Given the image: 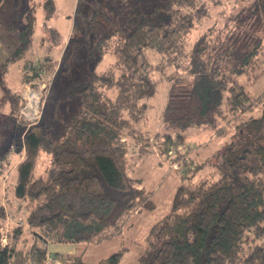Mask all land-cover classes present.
Masks as SVG:
<instances>
[{"label":"trees","instance_id":"obj_1","mask_svg":"<svg viewBox=\"0 0 264 264\" xmlns=\"http://www.w3.org/2000/svg\"><path fill=\"white\" fill-rule=\"evenodd\" d=\"M108 4L94 10V27L100 31L106 19L114 24L95 38L92 51L99 58L109 51L118 74L93 72L72 84L67 95L76 97L78 106L63 121L46 122L41 115L26 123L22 156L7 185L11 201L23 203L24 225L11 228L7 243L0 241V264H44L45 242H98L120 233L135 209L154 208L141 178L128 172V137L133 143L151 137L158 153L167 156L175 146H186L185 134L149 135L133 125L145 113L144 99L155 93L151 70L157 66L163 72L175 61L182 39L206 7L200 0ZM33 12H23L19 44L8 59L22 57L32 45ZM233 19L230 29L203 32L195 40L180 66L184 72L171 77L162 110L170 127L202 125L218 138L233 133L217 151L214 174L198 175L208 157L197 161L189 156L190 147L176 154L180 182L169 210L149 227L137 264H264V89L255 94L239 80L243 75L253 82L264 69V0ZM148 50L167 61L153 63ZM50 65L26 60L21 69V88L38 80L48 83L42 105L53 77ZM104 84L115 87L113 98L101 92ZM21 88L5 95L18 119ZM144 144L138 148L149 150ZM43 153L51 155L54 168L37 175ZM3 207L0 194V224ZM51 255L61 264H87L81 253ZM120 255L117 250L95 264H115Z\"/></svg>","mask_w":264,"mask_h":264},{"label":"rangeland","instance_id":"obj_2","mask_svg":"<svg viewBox=\"0 0 264 264\" xmlns=\"http://www.w3.org/2000/svg\"><path fill=\"white\" fill-rule=\"evenodd\" d=\"M108 1H0V78L4 84V86L0 85V194L4 206L2 215L4 221L0 224V234L1 229L9 234L12 227L23 226L25 217L23 203L18 207L13 199L11 201L12 196L7 191V185L16 174V170L11 169V166L23 151L22 133L26 122L10 113V102L5 99V95L20 89V76L24 61L30 60L34 63L53 61L55 64L51 63L48 70L49 73L53 72V77L44 97V105H42L44 107L43 111L41 109L40 116L42 115L41 120L46 122H60L78 106L76 97L67 95V89L72 84L93 72H107L111 74L110 77L115 78L118 70L113 67V55L107 51L99 58L97 50L92 51L95 38L109 32L110 27L114 24V20L109 23L106 19L109 24L105 23L100 31L94 27L96 24L93 21L94 10L99 7L106 8L109 5ZM254 1L200 0L206 7V14L195 21V26L182 39L179 53L175 54V61L165 67L163 72L159 71L157 66L151 70L156 81L155 93L144 99L145 113L140 120L134 123V128L143 130L149 135L166 132L173 135L182 133L186 136V146H175L168 156L158 153L154 139L152 140L151 137L145 140V142H149L148 144L140 141L139 138H137L138 143H133L131 138H127L128 172L134 177L141 178L140 186L151 192L152 200L155 203L154 208L135 209L124 220L121 232L110 238L91 243L45 242L48 251L81 253L82 259L87 264H95L100 259L120 250L121 255L115 264H137L138 257L143 252L144 237L149 227L169 210L172 194L180 182L181 169L175 158L176 154L185 152L186 147H190L188 154L197 161L208 157L203 169L198 171V175L214 172L212 163L216 161L217 151L230 138L232 130L224 138H218L214 136L211 128L202 125H190L184 128L170 127L163 120L162 110L167 99L171 77L184 72L185 68L181 69L180 66L186 63L187 54L192 49L195 40L203 32L216 33L230 29L235 24L233 18L236 13L244 7H250ZM28 8L34 9L33 43L25 50L22 57L19 56L14 60L8 59L19 44V33L24 25L23 12ZM105 13L113 19L111 10L108 9ZM7 45L11 46L8 52ZM180 53L181 55L178 56ZM146 54L153 63L159 60L167 61L161 56L162 54L149 50ZM29 64H26L25 71ZM239 80L246 85L247 89L257 94L264 89V69L253 82L243 75L239 77ZM101 92L111 98L116 93L115 87L110 84L102 85ZM140 144L149 147V150L138 148ZM50 158V154L43 153L41 155L35 174L44 175L45 171L53 170L54 166L50 164ZM50 165L51 168L48 169Z\"/></svg>","mask_w":264,"mask_h":264},{"label":"built area","instance_id":"obj_3","mask_svg":"<svg viewBox=\"0 0 264 264\" xmlns=\"http://www.w3.org/2000/svg\"><path fill=\"white\" fill-rule=\"evenodd\" d=\"M45 87H47V83L43 80H38L37 83L29 82L24 84L22 91H20L22 101L19 108V115L27 124H32L40 118ZM2 231L1 229L0 241L2 244H5L8 241L7 232Z\"/></svg>","mask_w":264,"mask_h":264},{"label":"crops","instance_id":"obj_4","mask_svg":"<svg viewBox=\"0 0 264 264\" xmlns=\"http://www.w3.org/2000/svg\"><path fill=\"white\" fill-rule=\"evenodd\" d=\"M10 47H11V46H8V45H7V48H6L7 52H8V50H10ZM4 52H5V51H4ZM24 62H25V61H24ZM24 62H23V64H24ZM48 62H49V61H48ZM50 62H51V63H54L53 61H50ZM54 64H55V63H54ZM20 79H21V76H20ZM0 85L4 86L3 81H2L1 78H0ZM20 88H21V81H20ZM23 131H24V130H23ZM22 152H23V151H21V153L18 155V157L16 158V160L13 162V164H12V166H11V169L15 170L17 163H18V162L20 161V159H21ZM20 225H21V224H20ZM6 228L9 229L8 226H6ZM48 252H49V254H48V257H47L46 261L44 262V264H53L52 262H50V260L53 259V258H52V255H51L50 251H48ZM51 252H60V253H63V252H61V251H51Z\"/></svg>","mask_w":264,"mask_h":264},{"label":"water","instance_id":"obj_5","mask_svg":"<svg viewBox=\"0 0 264 264\" xmlns=\"http://www.w3.org/2000/svg\"><path fill=\"white\" fill-rule=\"evenodd\" d=\"M50 262H52L53 264H61L60 262H58V261L55 260V259H51Z\"/></svg>","mask_w":264,"mask_h":264}]
</instances>
